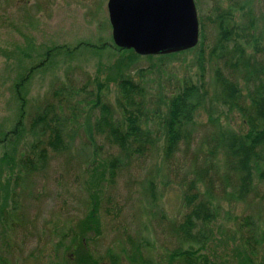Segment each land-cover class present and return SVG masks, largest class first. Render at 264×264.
<instances>
[{
    "label": "rangeland",
    "instance_id": "rangeland-1",
    "mask_svg": "<svg viewBox=\"0 0 264 264\" xmlns=\"http://www.w3.org/2000/svg\"><path fill=\"white\" fill-rule=\"evenodd\" d=\"M194 2L200 26L196 49L165 60L143 57L123 68L137 80L141 73L144 75L142 82L150 109L160 107L165 113L177 86L184 79L200 82L201 75L210 98L214 96L216 70L223 65L218 57L217 25L226 12L233 15L235 35L247 53H253L257 44L258 55L264 57V0ZM107 3L108 0H0V134L16 124L19 104L14 85L27 75L23 87L27 122L44 104L67 99L62 91L65 85L81 91L87 88V93L78 96L85 99L90 92H97L98 83H103L107 101L116 105V67L127 54L117 50L113 42ZM82 104L76 123L68 128L67 152L52 154L45 169L37 172L30 184L6 186V174L0 179V196L9 192L7 209L0 219V264H70L73 231L100 264H114L111 256L118 259L116 264H133L130 254L136 246L147 264H170V254L178 247L172 225L184 209L177 178L162 161V137L154 158L126 164L122 171L110 175L104 164L116 150L93 136L94 115L85 102ZM212 105L222 113L217 116ZM210 106L197 115L190 154L179 157L187 160L186 165L207 151L208 135L213 129L208 124L210 116L220 118L226 129H245L237 111L223 109L215 98ZM7 151L9 147L0 146V159ZM93 159L96 166L88 168ZM95 201L100 231L83 235L78 226L94 209ZM213 202L219 209L214 237L206 252L221 264H242L246 255L242 235L247 237L250 232L242 227L240 232L239 224L245 218L253 219L256 235L261 237L264 199L236 203L220 198ZM257 263L264 264V249Z\"/></svg>",
    "mask_w": 264,
    "mask_h": 264
},
{
    "label": "trees",
    "instance_id": "trees-1",
    "mask_svg": "<svg viewBox=\"0 0 264 264\" xmlns=\"http://www.w3.org/2000/svg\"><path fill=\"white\" fill-rule=\"evenodd\" d=\"M232 17L231 13H224L217 25L218 57L223 65L216 70L217 91L214 96L210 98L204 75H201L200 82L184 79L170 95L165 113L160 107H148L150 102L147 101L142 73L137 80L123 72V68L143 58L132 50L116 47L127 54L116 67L119 72L116 77V105L107 101L103 83H98L97 92H90L85 99H79L78 96L87 93V88L81 91L65 85L62 91L67 94V99L62 98L56 104H44L27 122V99L23 87L29 75L22 77L14 85L19 117L12 129L0 134V146L10 149L0 159V179L6 174V186L13 183L14 186L30 184L31 178L45 169L52 154L67 152L69 125L76 123V117L85 102L94 115L91 128L93 136L104 139L116 150V154L111 155L103 165L110 175L122 171L126 164L154 158L158 152V139L162 137V161L166 170H170L177 178L176 183L183 194L184 209L181 218L172 225L178 247L170 254V264H221L206 252L214 237L213 225L219 209L213 200L217 202L220 198H226L230 202L246 203L264 199V57L258 55L257 44L253 53H247L246 47L239 43L235 35L236 26L232 24ZM201 37L203 39V32ZM246 43L250 42L246 40ZM202 44L203 40L200 47ZM182 52L145 58L165 60ZM74 98L78 100L72 104ZM214 98L223 109L237 111L244 120L245 129L243 132L226 129L219 122L220 118L210 116L208 124L213 129L208 135L207 151L202 153L201 158L195 156L190 165H186L187 160L179 157L190 154L198 127L197 115L209 107ZM211 107L216 109L217 116L222 113L217 107ZM154 120H157V124ZM95 164L93 159L88 168H93ZM183 170L187 171L182 173ZM153 184L151 181V187ZM8 194L7 190L5 196H0V219L7 209ZM97 208L98 201H95L94 209L81 220L78 229L83 235L100 231L101 220ZM241 227L242 230L248 228L250 232L247 237L242 235L246 255L241 263L259 264L257 260L264 249V234L261 237L256 235L257 227L251 218L242 220L240 232ZM73 233L70 264H100L79 242L77 233ZM111 260L114 264L118 262L115 256H111ZM130 260L133 264H147L138 246L131 252Z\"/></svg>",
    "mask_w": 264,
    "mask_h": 264
},
{
    "label": "water",
    "instance_id": "water-1",
    "mask_svg": "<svg viewBox=\"0 0 264 264\" xmlns=\"http://www.w3.org/2000/svg\"><path fill=\"white\" fill-rule=\"evenodd\" d=\"M116 47L141 57L174 54L198 45L194 0H108Z\"/></svg>",
    "mask_w": 264,
    "mask_h": 264
}]
</instances>
